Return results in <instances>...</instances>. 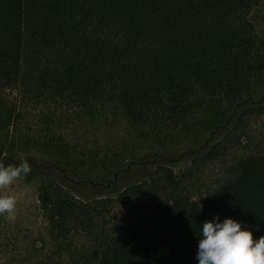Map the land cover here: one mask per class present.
<instances>
[{"label":"trees","instance_id":"trees-1","mask_svg":"<svg viewBox=\"0 0 264 264\" xmlns=\"http://www.w3.org/2000/svg\"><path fill=\"white\" fill-rule=\"evenodd\" d=\"M260 2L0 0V163L14 165L27 148L11 137L14 90L87 113L115 103L145 139L163 146L172 134L208 126L198 111L223 103L207 152L192 160L197 166L223 154L239 139L242 118L264 112V98L246 105L252 84L264 85V38L251 20ZM45 138V150L54 148L55 137ZM54 150L62 155L51 158L57 176L25 158L32 175L22 180L36 170L44 178L37 191L46 242L30 264H198L200 224L216 215L241 222L254 239L264 236V153L241 159L200 202L183 190L173 163L120 186L117 175L106 186L68 177L76 160L68 148ZM148 196L162 199L150 221H114L116 201Z\"/></svg>","mask_w":264,"mask_h":264},{"label":"rangeland","instance_id":"rangeland-1","mask_svg":"<svg viewBox=\"0 0 264 264\" xmlns=\"http://www.w3.org/2000/svg\"><path fill=\"white\" fill-rule=\"evenodd\" d=\"M251 20L263 39L264 0L253 11ZM251 91L254 101L246 105H255L253 103L264 98V85L254 83ZM9 97L16 105L18 115L16 131L11 137L27 145L25 150L16 154L14 165L23 156L38 167L50 166L54 163L51 161L53 156L62 157L54 150L62 146L70 149L77 162L73 164L75 172H66L74 180L86 178L106 184L109 180L115 181L114 175L119 172L120 186L126 181L140 180L148 171L155 170L157 164L173 163L171 168L183 190L201 202L231 176V171L241 159L264 153V112H256L242 118L239 139L232 137L223 154L212 160H202L197 166L194 164L193 157L207 152L211 139L209 127L216 123L224 108L223 103L216 101L204 106L206 112L198 111V117L210 121L208 126H201L191 133L172 134L164 140L163 146L145 139L139 130L129 124L128 118L115 103L99 106L94 113H87L68 109L57 98L40 97L35 93L14 90ZM225 131L226 128H222L220 133ZM52 135L56 139L54 148L45 150V137ZM223 138L221 135L212 137L215 141ZM37 171L30 180H19L6 190L5 194L16 200V211L14 220L0 216V264H30L32 257L44 253L43 249H39L46 242V231L37 191L44 178ZM46 171L56 176L59 174L57 170ZM161 202L162 199L151 196L126 198L124 202L114 203L112 215L116 222L143 225L154 217ZM166 252L165 248L159 249L156 256L160 258Z\"/></svg>","mask_w":264,"mask_h":264},{"label":"clouds","instance_id":"clouds-1","mask_svg":"<svg viewBox=\"0 0 264 264\" xmlns=\"http://www.w3.org/2000/svg\"><path fill=\"white\" fill-rule=\"evenodd\" d=\"M32 171L21 156L13 164L0 163V216L15 219L16 200L6 190ZM196 260L198 264H264V236L254 239L252 229L232 218L216 215L200 224Z\"/></svg>","mask_w":264,"mask_h":264},{"label":"water","instance_id":"water-1","mask_svg":"<svg viewBox=\"0 0 264 264\" xmlns=\"http://www.w3.org/2000/svg\"><path fill=\"white\" fill-rule=\"evenodd\" d=\"M39 167L43 168L44 170H46V169L47 170H57L58 172H62V170H60L58 167H55V166H43V165H40ZM118 174H119V172L114 175V178H116Z\"/></svg>","mask_w":264,"mask_h":264}]
</instances>
